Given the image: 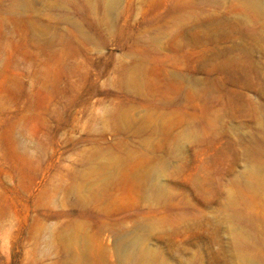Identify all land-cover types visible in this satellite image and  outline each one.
Segmentation results:
<instances>
[{"label": "rangeland", "instance_id": "obj_1", "mask_svg": "<svg viewBox=\"0 0 264 264\" xmlns=\"http://www.w3.org/2000/svg\"><path fill=\"white\" fill-rule=\"evenodd\" d=\"M106 1L0 0V264H264V13Z\"/></svg>", "mask_w": 264, "mask_h": 264}, {"label": "bare ground", "instance_id": "obj_2", "mask_svg": "<svg viewBox=\"0 0 264 264\" xmlns=\"http://www.w3.org/2000/svg\"><path fill=\"white\" fill-rule=\"evenodd\" d=\"M249 1V3L251 5H253V7L259 9L260 11H262L264 13V0H247ZM246 1V2H247ZM117 5V0H107L105 3H101L102 9L105 12H111L115 9ZM260 13V12H259ZM259 16V15H258ZM257 130V129H256ZM159 175V174H158ZM244 177V176H243ZM245 178V177H244ZM155 195H159L162 194V190L159 188H155L153 190ZM82 195V194H81ZM220 202V201H219ZM218 213V212H217ZM214 218V217H213ZM218 220V219H217ZM217 222V221H216ZM220 223V222H219ZM242 232V231H241ZM247 234H245L246 236ZM244 236V234H243ZM247 237V236H246ZM128 238V237H127ZM124 240L126 238H123ZM242 239V236H238L236 238L237 242H240ZM244 239V238H243ZM122 240V239H121ZM140 240L134 238V237H129L127 240L125 241H117V262L119 264H136L138 262V258H143L145 259V256H155L158 255V253L152 250H144V251H140L139 250V244L141 242H139ZM141 245V244H140ZM237 258L238 260H244V255L241 252H237ZM143 256V257H142ZM141 261V260H140ZM143 262V261H142ZM153 262V261H152ZM165 262V261H164ZM249 262L251 263V260H249ZM167 263V262H166ZM249 263V264H250ZM155 264V263H152ZM159 264H163L162 261Z\"/></svg>", "mask_w": 264, "mask_h": 264}]
</instances>
